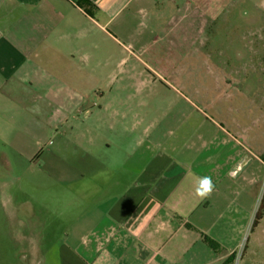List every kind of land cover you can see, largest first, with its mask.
Masks as SVG:
<instances>
[{
    "label": "crops",
    "instance_id": "1",
    "mask_svg": "<svg viewBox=\"0 0 264 264\" xmlns=\"http://www.w3.org/2000/svg\"><path fill=\"white\" fill-rule=\"evenodd\" d=\"M187 3L204 18L202 4ZM178 7L176 0H0V130L9 133L3 144L19 151L26 168H35L33 156L44 146L47 173L39 180L54 188L48 208L23 210L37 264L242 258L264 196V144L239 125L248 144L241 142L209 115L123 110L139 102L129 92L135 85L191 87V36L182 34V43L171 31L186 20ZM161 22L166 33H159ZM129 54L144 69L150 66L142 56H160L159 78L148 74V83L130 87L119 81ZM204 175L215 190L200 199L194 186ZM37 232L47 241L42 246L34 242Z\"/></svg>",
    "mask_w": 264,
    "mask_h": 264
},
{
    "label": "rangeland",
    "instance_id": "2",
    "mask_svg": "<svg viewBox=\"0 0 264 264\" xmlns=\"http://www.w3.org/2000/svg\"><path fill=\"white\" fill-rule=\"evenodd\" d=\"M176 1L181 6L177 9L178 17H186V20L181 21L184 24L179 20L176 29L173 27L171 31L175 30L182 43L185 42L182 34L187 32L191 36L188 40L194 51L190 60L194 70L191 87H180L176 83V88H167L159 84L160 81L149 84L148 74L159 78L155 70H160L161 63L165 62L160 56H142L150 66L145 71L129 54L125 71L117 73L119 81L127 80L129 87L142 81L148 84L144 82L142 87L139 83L140 86L129 88L131 94L139 97V102L130 103L123 110L130 115H209L223 123L241 142L248 144L247 137L237 134L239 125L242 129L251 128L256 135V144H264V0ZM185 2L202 4L203 12L206 9L208 16L202 12L204 18H200L201 10L188 3L183 5ZM191 10L194 14L189 19ZM165 26L161 22L160 34L168 31ZM169 61L172 63L173 59L169 58ZM103 75L101 73L98 79ZM185 96L191 106L188 103L185 106ZM99 106L96 103L95 109L100 110L102 107ZM0 123L3 126L1 116ZM7 138L8 131L0 134V264H37L38 259L29 255V246L25 242L29 232L24 226L23 210L28 206L48 208L50 204L46 195H52L54 188L39 180L47 173V169L41 167L46 151L44 146L41 147L33 156L35 168H26L20 164L23 159L19 157V151L4 146L3 141ZM5 155L11 165L3 161ZM262 197L263 193L258 211ZM66 202L64 200L61 207L66 208ZM38 234L33 233V236L36 238ZM245 237L242 258L236 264H264V213L258 226ZM34 240L40 246L47 242L40 238Z\"/></svg>",
    "mask_w": 264,
    "mask_h": 264
},
{
    "label": "clouds",
    "instance_id": "3",
    "mask_svg": "<svg viewBox=\"0 0 264 264\" xmlns=\"http://www.w3.org/2000/svg\"><path fill=\"white\" fill-rule=\"evenodd\" d=\"M214 190L215 184L211 176L204 175L197 177L194 186V194L196 197L200 199H206L212 195Z\"/></svg>",
    "mask_w": 264,
    "mask_h": 264
},
{
    "label": "trees",
    "instance_id": "4",
    "mask_svg": "<svg viewBox=\"0 0 264 264\" xmlns=\"http://www.w3.org/2000/svg\"><path fill=\"white\" fill-rule=\"evenodd\" d=\"M263 213H264V196H263V199H262V204H261V207H260V210L257 212V215H256V219H255V222H254V225H253V228H256L259 224V221L262 219L263 217ZM210 245L213 247V248H216V244L212 241L209 242ZM234 260H235V256H232L228 261H226L224 264H234Z\"/></svg>",
    "mask_w": 264,
    "mask_h": 264
}]
</instances>
